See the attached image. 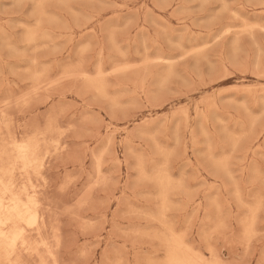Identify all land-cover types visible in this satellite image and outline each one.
<instances>
[{"label": "rangeland", "instance_id": "rangeland-1", "mask_svg": "<svg viewBox=\"0 0 264 264\" xmlns=\"http://www.w3.org/2000/svg\"><path fill=\"white\" fill-rule=\"evenodd\" d=\"M213 1L0 0V127L21 137L58 123L66 136L68 157L46 173L49 201H60L50 203L61 215L63 263L91 264L95 252L94 264H105V252L111 264H157L155 240L176 232L222 264H264V0ZM95 133L89 149L107 139L110 146L103 166L108 187L103 181L88 193L89 162L82 158ZM159 177L168 185L164 192ZM107 197L112 202L104 204Z\"/></svg>", "mask_w": 264, "mask_h": 264}, {"label": "bare ground", "instance_id": "bare-ground-1", "mask_svg": "<svg viewBox=\"0 0 264 264\" xmlns=\"http://www.w3.org/2000/svg\"><path fill=\"white\" fill-rule=\"evenodd\" d=\"M46 1V0H45ZM211 1V0H210ZM213 1V0H212ZM52 2V0H51ZM55 2V1H54ZM214 2V1H213ZM248 2V1H247ZM43 4L46 5V3L42 2ZM215 3V2H214ZM41 4V3H40ZM51 4V3H50ZM36 5V4H35ZM37 6H38V2H37ZM220 6V5H219ZM41 7V6H40ZM45 7V6H44ZM43 7V8H44ZM121 7V6H120ZM124 7V6H123ZM261 7V6H260ZM42 8V7H41ZM40 8V9H41ZM46 8V7H45ZM142 8V7H141ZM264 8V7H263ZM34 9V8H33ZM36 9H39L36 8ZM147 9V8H146ZM227 11V9H225ZM224 11V9H223ZM47 12V11H45ZM236 12V11H235ZM207 13V12H206ZM208 14V13H207ZM42 15V14H41ZM209 15V14H208ZM170 16V15H169ZM60 17V16H59ZM62 17V16H61ZM61 17H60V20H61ZM171 17V16H170ZM36 18V17H35ZM44 18V17H42ZM160 18V17H159ZM173 18V17H172ZM37 19H41L39 17H37ZM48 19V18H47ZM56 18H54L55 20ZM161 19V18H160ZM163 19V18H162ZM161 19V20H162ZM49 20V19H48ZM51 21V19H50ZM164 21V20H162ZM166 21V20H165ZM164 21V22H165ZM37 22V21H36ZM40 22V21H39ZM35 23V25L38 26V23ZM180 22V21H179ZM191 22V23H190ZM189 23L192 25V21H190ZM182 23V22H181ZM253 23V22H252ZM252 23H250L252 25ZM40 24V23H39ZM42 24V22H41ZM167 24V23H166ZM208 25V24H207ZM245 25V24H244ZM250 25V28H252L253 26ZM254 25V28H257L255 27V24L253 23ZM29 26V25H28ZM169 26V25H167ZM184 26V25H183ZM227 26V25H226ZM248 26V25H246ZM257 26V25H256ZM27 27V26H26ZM25 27V28H26ZM30 27V26H29ZM40 27V25H39ZM38 27V29H39ZM185 27V26H184ZM194 26H192L193 28ZM225 27V26H224ZM230 27V26H229ZM241 27V26H239ZM260 27V26H259ZM171 28V27H169ZM232 28V26H231ZM242 28H244L242 26ZM249 28V27H248ZM253 28V29H254ZM27 29V28H26ZM31 29V28H30ZM36 29V28H34ZM38 29H36L38 32H40ZM42 29V28H41ZM165 29V28H164ZM167 29V28H166ZM165 29V30H166ZM175 29V28H174ZM222 29V28H221ZM229 29V28H228ZM234 29V28H232ZM231 29V30H232ZM239 29V28H237ZM168 30V29H167ZM171 29H169L168 31H170ZM182 30V29H181ZM184 30H187V27L186 28H183V31ZM223 30V29H222ZM227 30V29H226ZM236 29H234L233 31H235ZM246 30V29H245ZM4 31V30H3ZM36 31V32H37ZM46 31V29H45ZM94 31V30H93ZM172 31V30H171ZM180 31V30H179ZM204 31V30H203ZM238 31V30H237ZM241 31V30H240ZM253 31V30H252ZM263 31V30H262ZM31 32V31H30ZM37 32V34H38ZM44 32V31H43ZM188 32V31H187ZM243 32V31H242ZM246 32V31H245ZM95 33V32H94ZM172 33V32H171ZM186 34V31L184 32ZM198 33V32H197ZM217 33V32H216ZM223 33V32H222ZM232 33V32H231ZM234 33V32H233ZM232 33V34H233ZM249 33V32H248ZM28 34V33H27ZM36 34V33H35ZM42 34V32H41ZM96 34V33H95ZM193 34V33H191ZM190 34V35H191ZM202 34V33H201ZM218 34V33H217ZM229 34V32H228ZM227 34V35H228ZM31 35V34H30ZM50 35V34H49ZM155 35V34H154ZM171 35V34H170ZM195 35V34H194ZM203 35V34H202ZM213 35V34H212ZM216 35V34H215ZM29 36V35H28ZM40 36V34H39ZM160 36V35H159ZM172 36V35H171ZM170 36V37H171ZM185 36V35H184ZM193 36V35H192ZM220 36V35H219ZM226 36V35H224ZM38 37V36H37ZM183 37V36H182ZM191 38V36H189ZM200 37V36H199ZM198 37V38H199ZM202 37V36H201ZM214 37V35H213ZM26 38V37H25ZM43 38V37H42ZM45 38V37H44ZM52 38V37H51ZM175 38V37H173ZM184 38V37H183ZM218 38V37H217ZM36 39V38H35ZM47 39V38H46ZM157 39V38H156ZM181 39V38H180ZM193 39V38H192ZM191 39V40H192ZM39 41V38L37 39ZM49 40V39H48ZM53 40V39H51ZM150 40V39H149ZM154 40V39H153ZM169 40V39H168ZM186 40V38H185ZM190 40V41H191ZM199 40V39H198ZM211 40V38H210ZM218 40V39H216ZM220 40V39H219ZM235 40V39H234ZM32 41V40H31ZM35 41V40H34ZM37 41V42H38ZM50 41V40H49ZM127 42L129 40H126ZM155 41V40H154ZM183 41V40H182ZM255 41V40H254ZM27 42V41H25ZM36 42V45H39V43L37 44ZM151 42V40H150ZM206 42V41H205ZM217 42V41H216ZM31 43V42H29ZM33 43V41H32ZM133 43V42H132ZM198 43V42H197ZM200 43V42H199ZM35 44V42H34ZM129 43H127V46H128ZM135 44V43H134ZM151 44V43H149ZM211 44V43H210ZM30 45V44H29ZM133 45V44H132ZM201 45V43L199 44ZM28 46V45H27ZM101 46L103 47L102 43H101ZM160 46V45H159ZM33 47V46H32ZM37 47V46H36ZM184 47V46H183ZM196 47V46H195ZM10 48V47H9ZM202 48V47H201ZM187 49V47H186ZM190 49V48H189ZM206 49L205 47L202 48V50ZM232 49V48H231ZM87 50V49H85ZM198 50V49H197ZM200 50V49H199ZM82 51V50H81ZM101 51V50H100ZM194 51V49H193ZM84 52V51H83ZM122 52V51H121ZM186 52V51H185ZM195 52V51H194ZM192 52V53H194ZM82 53V52H81ZM100 53V52H99ZM85 54V53H84ZM183 55V52L181 53ZM180 54V55H181ZM205 54V53H204ZM101 55V53H100ZM161 55V54H159ZM191 55V54H189ZM187 55V56H189ZM169 56V55H167ZM179 56V55H178ZM205 56V55H203ZM162 57V56H161ZM166 57V56H165ZM165 57H162L163 59ZM185 57V56H184ZM182 57V58H184ZM101 58V57H100ZM99 58V59H100ZM169 58V57H168ZM167 58V59H168ZM177 58V57H176ZM174 59V58H173ZM145 60V59H144ZM172 60V58H171ZM196 60V59H195ZM148 61V60H147ZM162 61V60H161ZM36 62V61H34ZM127 62V61H126ZM141 61H139L138 63H140ZM154 63H156L155 61H153ZM158 63L159 60L157 61ZM169 62V61H168ZM173 63V60L170 61ZM101 63V62H100ZM99 63V65H100ZM121 63V62H119ZM131 63V62H130ZM129 63V65H130ZM146 63V62H145ZM148 63V62H147ZM164 62L162 61V64ZM102 64V63H101ZM108 64V63H107ZM111 64V62H110ZM113 64V63H112ZM144 64V63H143ZM35 65H37V62L35 63ZM139 65V64H138ZM141 65V64H140ZM146 65V64H144ZM165 65V64H164ZM101 66V65H100ZM98 66V68L100 67ZM112 66V65H110ZM121 66V65H120ZM38 66H36L35 68H37ZM102 67V66H101ZM134 67V66H132ZM225 68V66H223ZM29 68V67H28ZM34 68V70H35ZM30 69V68H29ZM32 69V68H31ZM100 69V68H99ZM136 69V68H135ZM174 69V68H173ZM34 70H32L34 72ZM41 70V69H40ZM46 70V69H44ZM43 70V71H44ZM98 70V69H95V71ZM102 70V69H101ZM118 71V68L116 69ZM131 70V69H130ZM37 71V70H36ZM115 71V70H114ZM129 71V70H128ZM174 71V70H173ZM85 72V71H83ZM82 72V73H83ZM104 72H107L106 69L103 71ZM172 72V71H171ZM46 73V72H45ZM81 73V72H80ZM79 73V74H80ZM97 73H99L100 75V72L98 71ZM118 73V72H117ZM105 74V73H104ZM103 74V75H104ZM111 75V73H109ZM107 74V75H109ZM44 75V73H43ZM93 75V73H92ZM95 75V74H94ZM98 75V74H96ZM109 75V76H110ZM262 75V74H260ZM35 76L36 74L34 75V80H35ZM80 77L82 75H79ZM78 76V77H79ZM89 76V75H88ZM108 76V77H109ZM114 76V75H113ZM197 76V75H196ZM263 76V75H262ZM32 77V76H31ZM83 77V76H82ZM85 77V76H84ZM90 77V76H89ZM93 77V76H91ZM38 78V76H37ZM88 78V77H86ZM102 78V77H101ZM262 79H264V76L261 77ZM30 79H33L30 78ZM40 79V78H39ZM72 79V77H71ZM83 79V78H82ZM92 79V78H91ZM171 79V78H170ZM54 80V79H53ZM100 80V78H99ZM104 80V79H103ZM33 81V80H32ZM109 81V80H108ZM140 81V80H138ZM137 81V82H138ZM34 82V81H33ZM143 82V81H142ZM110 83V81H109ZM41 84V83H40ZM111 84V83H110ZM145 84V83H144ZM143 84V85H144ZM115 85V84H114ZM118 85V84H117ZM116 85V86H117ZM122 85V84H121ZM138 85V84H137ZM136 85V86H137ZM143 90H144V87ZM89 86V85H88ZM112 84H111V88H112ZM116 86H113L116 88ZM133 86V85H132ZM140 86V85H139ZM138 86V87H139ZM264 86V85H263ZM44 87V86H43ZM119 87H120V84H119ZM119 91H121L119 88ZM135 87V86H134ZM133 87V88H134ZM236 87V86H235ZM251 87V86H249ZM248 87V88H249ZM257 87V86H256ZM261 87V86H259ZM258 87V88H259ZM33 88V87H32ZM110 88V87H109ZM108 88V89H109ZM140 88V87H139ZM140 88V89H141ZM240 88V87H239ZM243 88V87H242ZM246 88V87H245ZM262 88V87H261ZM38 89V88H37ZM40 90V88H39ZM42 90V89H41ZM98 90V88H97ZM133 90V89H132ZM241 90V89H240ZM261 90V89H260ZM36 91V90H35ZM88 91V90H87ZM113 91H114V88H113ZM118 91V90H117ZM116 89H115V92L117 93ZM239 91V90H238ZM252 91V90H251ZM255 91V90H254ZM29 92V91H28ZM38 92V90H37ZM78 92V91H77ZM134 92H136L134 90ZM142 92V91H141ZM236 92V91H235ZM242 92V90H241ZM262 92V90L260 91ZM133 93V92H132ZM238 93V92H237ZM110 94V93H108ZM112 94V93H111ZM243 94V92L241 93ZM246 94V92H245ZM244 94V95H245ZM30 95V94H28ZM229 95V94H228ZM231 95V94H230ZM248 95V94H246ZM250 95V94H249ZM258 94H256L257 96ZM262 95L261 94V98H262ZM23 96V95H22ZM96 96V95H95ZM138 96V95H137ZM146 96V95H144ZM143 96V98H145ZM208 96V95H207ZM227 95H225L226 97ZM234 96V95H233ZM241 96V95H240ZM253 96V95H251ZM259 96V95H258ZM119 97V96H118ZM204 97V96H203ZM254 97V96H253ZM23 98V97H22ZM206 98V97H205ZM249 98V96L247 97ZM252 98V97H251ZM255 98V97H254ZM257 98V97H256ZM141 99V98H140ZM202 99V97H201ZM233 99V97H232ZM258 99V98H257ZM111 100V99H110ZM235 100V99H234ZM238 100V99H237ZM240 100V99H239ZM238 100V102H239ZM264 100V99H262ZM108 101V100H107ZM119 102V101H118ZM211 102V101H208L207 104ZM237 102V103H238ZM260 102V101H259ZM83 103V102H82ZM149 103V102H148ZM202 103L204 104V102L202 101ZM201 103V105H202ZM247 103V102H246ZM262 103V101L260 102ZM11 104V103H10ZM110 104V103H109ZM198 104V102H197ZM244 104V103H243ZM263 104V103H262ZM195 105V104H194ZM199 105H200V101H199ZM206 105V104H205ZM205 105H204V108H205ZM209 105V104H208ZM261 105V104H260ZM79 106V105H78ZM198 106V105H197ZM262 106V105H261ZM87 107V106H86ZM113 107V106H112ZM154 107V106H153ZM180 107V106H179ZM188 107V106H187ZM259 107V106H258ZM3 108V107H1ZM79 108V107H78ZM115 108H117L115 106ZM194 108V107H193ZM196 108V107H195ZM257 108V107H256ZM84 110H87V109H84ZM180 110V109H178ZM182 110V109H181ZM184 110V109H183ZM196 110V109H195ZM200 110V109H199ZM205 110V109H204ZM208 110V109H207ZM206 110V112H207ZM215 110V109H213ZM217 110V109H216ZM215 110V111H216ZM6 111V110H4ZM212 111V109L210 110ZM209 111V113H210ZM2 112V111H1ZM7 112V111H6ZM84 112L83 110L81 111V113ZM88 112V110L86 111ZM195 112V111H194ZM25 113V112H24ZM180 113V112H179ZM224 113V112H223ZM8 114V112H7ZM96 114V113H95ZM190 114V112H189ZM195 114V113H194ZM207 114V113H206ZM218 114V113H217ZM1 115V113H0ZM12 115V114H11ZM201 115V114H200ZM226 115V114H225ZM10 116V115H9ZM15 116V115H14ZM99 116V115H98ZM199 116V115H198ZM211 116V114H210ZM220 117H224L223 114L222 115H219ZM1 117V116H0ZM7 117V116H6ZM168 117V116H167ZM184 117V116H182ZM189 117V116H188ZM227 117V116H226ZM198 117L196 116V119ZM213 118V117H212ZM219 118V117H218ZM225 118V117H224ZM228 118V117H227ZM235 118V117H234ZM238 118V117H237ZM4 119V118H3ZM10 119V118H9ZM99 119V118H98ZM97 119V120H98ZM102 119V118H101ZM151 119V118H150ZM208 119V118H207ZM210 119V118H209ZM231 119V118H230ZM96 120V121H97ZM100 120V119H99ZM98 120V121H99ZM104 120V119H103ZM145 120V119H144ZM189 120V119H188ZM223 120V119H222ZM233 120V119H232ZM12 121V119H11ZM10 121V122H11ZM25 121V119H24ZM28 120H26L27 122ZM95 121V120H94ZM93 121V122H94ZM95 121V122H96ZM185 121V120H184ZM9 122V123H10ZM13 122V121H12ZM23 122V121H22ZM94 122V123H95ZM111 122V121H110ZM167 122V121H166ZM171 123V121H169ZM203 122H205V120H203ZM216 122V121H215ZM218 122V121H217ZM237 122V121H236ZM6 123V122H5ZM4 123V124H5ZM8 123V122H7ZM29 123V122H27ZM46 123V122H45ZM44 123V124H45ZM92 122H90L91 124ZM153 123V122H151ZM169 123V125H170ZM233 123V122H232ZM18 124V123H17ZM17 124H16V128L17 127ZM20 124V123H19ZM24 124V122L22 123ZM69 124V123H68ZM99 124H100V121H99ZM98 124V125H99ZM106 125V123H104ZM128 124V123H127ZM144 124V123H143ZM148 124V123H146ZM167 124V123H166ZM207 124V123H206ZM205 124V125H206ZM212 124V123H211ZM234 124V123H233ZM29 125V124H28ZM71 125V124H70ZM97 125V124H96ZM95 125V126H96ZM188 126V124H186ZM214 125V124H213ZM228 125V123H227ZM226 125V126H227ZM25 126V125H24ZM31 126V124H30ZM40 126V124L38 125ZM185 126V127H187ZM215 126V125H214ZM14 127H15V124H14ZM21 127V126H20ZM43 127V126H42ZM75 127V125H74ZM113 127V126H111ZM207 128V126H205ZM213 127V126H211ZM4 128V127H3ZM0 127V144L2 143H5L4 145H2V149L0 150V264H68L66 262L63 263L62 259H61V253H60V250H61V246L64 244H62V239H61V224L59 225V219H61V215L58 214V216L54 213V209H57L56 206H53L56 205L54 202H57V204L60 202L59 199L58 200H55L53 199L54 196H52L51 198L53 199V204L51 205L50 201H49V195H48V192H47V189L49 190L48 188V183L50 181H48L47 183V178H46V173L48 171V169H50L51 165H53V162H58L61 161L62 159L64 158H67L68 157V153H69V150L66 148L65 146V143H66V136H65V132H63L62 128L60 127V125L58 123H49L47 124L46 126H44V128L42 129H36L33 131V133L31 134H24L22 135L21 137H18V132L17 133H10L11 131H9L7 128L6 129H3ZM11 128V127H10ZM23 128V127H22ZM29 128V127H28ZM66 128H67V125H66ZM65 128V129H66ZM69 128V127H68ZM85 128V127H84ZM114 128V127H113ZM165 128H167V126H165ZM170 128V127H169ZM188 128V127H187ZM230 128V127H229ZM21 129V128H20ZM32 129V128H31ZM30 129V130H31ZM76 129V127L74 128ZM83 129V128H82ZM107 129V127L105 128ZM192 129L194 130V128L192 127ZM191 129V130H192ZM232 129V128H230ZM235 129V133H236V127L234 128ZM233 129V130H234ZM244 129V127H243ZM246 129V128H245ZM12 130V129H11ZM16 130V129H15ZM72 130V128H71ZM69 130V131H71ZM96 130V129H95ZM99 130V129H97ZM96 130V133L99 135V131ZM116 130V129H115ZM155 130V128H154ZM167 130V129H166ZM165 130V131H166ZM187 130V129H185ZM190 130V129H189ZM13 131V130H12ZM18 131V129H17ZM23 132L27 133L26 130H22ZM90 131V130H89ZM87 129H86V132H89ZM107 131V130H106ZM208 131V129H207ZM15 132V131H14ZM112 132V131H111ZM116 132V131H114ZM113 132V134H114ZM125 132V131H124ZM167 132V131H166ZM243 132V131H242ZM246 132V131H245ZM70 133V132H69ZM91 133V132H90ZM95 133V136H90L87 135V136H90L91 139H88L87 140V143L88 145L85 147L86 150L84 151V157L82 158V161L84 160L85 161V164L87 162H89V172L87 173V177L86 179L87 182L90 181L91 182V186H88L89 190L86 191L88 193H90L97 185H99V183H102L103 181V185H106L107 183H105L106 181H108V179L105 177L104 173H103V166H104V159H105V156H110L111 154H109V142H108V139L105 140L104 144L102 142V144L104 145L103 148H99L97 145L92 149H89V145L96 142L98 140V136L97 134ZM118 133V131L116 132ZM127 133V132H126ZM191 132H189L190 134ZM218 133V131L216 132ZM92 134V133H91ZM112 134V135H113ZM188 134V135H189ZM209 135H214L213 134H210L208 133ZM110 136V133L108 134ZM108 135H104L106 138ZM111 135V137H112ZM127 135V134H126ZM176 135V133H175ZM179 135V133H178ZM193 135V134H192ZM192 135H189V136H192ZM217 135V134H216ZM219 135V134H218ZM150 136V135H149ZM194 136V135H193ZM110 137V143H111V140L112 138ZM132 137V135H131ZM196 137V136H195ZM194 137V139H195ZM104 138V137H102ZM101 138V139H102ZM168 138V137H166ZM174 138V137H173ZM176 138V137H175ZM180 138V137H178ZM209 138V137H208ZM240 138V136L238 137ZM123 139H127V138H123ZM156 139V138H155ZM169 139V138H168ZM192 139V137H191ZM243 139V138H241ZM157 140V139H156ZM177 140V139H176ZM188 140V139H187ZM190 140V139H189ZM197 140V139H195ZM211 140V139H210ZM213 140V139H212ZM217 140H219V138H217ZM170 141V139H169ZM173 141V140H172ZM242 141V140H241ZM125 142H129L130 143V140L127 141L125 140ZM159 143V141H157ZM177 142V141H175ZM192 142V141H191ZM100 143V142H99ZM120 143V142H119ZM125 143V146L127 145ZM167 143V141H166ZM165 143V144H166ZM186 143V141H185ZM194 143V142H193ZM214 144V142H212ZM218 143V142H217ZM97 144V143H96ZM132 144V142L130 143V145ZM155 144V143H154ZM191 144V143H190ZM216 144V143H215ZM239 144V143H238ZM159 145H162V143H160ZM174 145V144H172ZM179 145V143H178ZM196 145V144H195ZM241 145V144H240ZM100 146V144H99ZM140 146V145H139ZM165 146V145H164ZM162 146V147H164ZM168 146V145H167ZM187 146V145H186ZM209 146V145H207ZM217 146V144H216ZM215 146V147H216ZM173 147V146H171ZM195 147V146H194ZM194 147H191L190 145V148H193L195 149ZM211 147V146H210ZM214 147V149H216ZM224 147V146H222ZM237 147V146H236ZM126 148V147H125ZM174 148V147H173ZM206 148V147H205ZM226 148V147H225ZM143 149V148H142ZM229 149V148H228ZM128 149H126V152H127ZM175 150V149H173ZM189 150H192V149H189ZM226 150V149H225ZM224 150V151H225ZM237 150H238V147H237ZM236 150V151H237ZM144 151V150H143ZM172 151V149H171ZM193 151V150H192ZM214 151V150H213ZM220 151V150H219ZM227 151V150H226ZM225 151V152H226ZM235 151V152H236ZM221 152V151H220ZM116 153V152H115ZM167 153V152H166ZM213 153V152H211ZM220 155V153H219ZM235 155V153H234ZM152 156V155H151ZM229 156V155H228ZM71 157V156H69ZM140 157V156H139ZM142 157L143 154H142ZM153 157V156H152ZM164 157V156H163ZM207 157L208 154H207ZM234 157V156H233ZM173 158V157H172ZM115 159L117 160V158L115 157ZM141 159V158H140ZM188 159V158H187ZM230 159V157H229ZM115 160V161H116ZM123 160H125L123 158ZM143 160V159H142ZM160 160H163V159H160ZM172 160V159H171ZM190 160V159H189ZM73 161V160H71ZM111 161V160H110ZM114 161V162H115ZM119 161V160H118ZM136 161V160H135ZM139 161V160H138ZM158 161V160H156ZM191 161V160H190ZM68 162V161H67ZM66 162V163H67ZM74 162V161H73ZM112 162V161H111ZM125 162V161H124ZM144 162V160H143ZM142 162V163H143ZM147 161H145V164H146ZM187 162V161H186ZM231 162V160H230ZM62 163V162H61ZM113 163V162H112ZM140 163V162H139ZM149 163H151L149 161ZM154 163H157V162H154ZM126 164V163H125ZM152 165L150 166H153L154 164L151 163ZM228 164V163H226ZM108 165V164H107ZM112 165V164H111ZM118 165H121V164H118ZM170 165V164H169ZM218 165V164H217ZM81 166L84 167L82 165V162H81ZM146 166V165H144ZM149 166V167H150ZM180 166V165H179ZM120 167V166H119ZM218 167V166H217ZM56 168V167H55ZM54 168V169H55ZM151 168V167H150ZM156 168V167H155ZM110 169V167H109ZM196 169V168H195ZM83 170V169H82ZM145 170V169H144ZM147 170V168H146ZM149 170V169H148ZM121 171V170H120ZM170 171V170H169ZM198 171V170H197ZM109 172V171H108ZM150 172V171H149ZM53 174V172H52ZM121 174V173H120ZM170 174V172H169ZM171 175V174H170ZM108 176V175H106ZM65 177V176H64ZM63 177V178H64ZM62 178V179H63ZM72 178V177H71ZM77 180V179H76ZM159 180V185L160 187L162 188L163 192L165 189H167L168 185L166 183V180H164L162 177H159L158 178ZM63 181V180H62ZM61 181V182H62ZM136 182V181H135ZM63 183V182H62ZM148 183V182H147ZM61 184V183H60ZM59 184V185H60ZM89 185V183H87ZM109 185V184H108ZM179 185V184H178ZM107 186V185H106ZM70 187V186H69ZM108 187V186H107ZM58 189V188H57ZM56 189V190H57ZM105 189V187H104ZM178 189V187H177ZM68 190V189H67ZM87 190V189H86ZM231 190V189H230ZM172 191V190H171ZM67 192V191H66ZM65 192V193H66ZM85 192V193H86ZM56 193V191H55ZM60 191L57 192V194L59 195ZM63 193V194H65ZM54 194V193H53ZM52 194V195H53ZM63 194L61 196H63ZM87 194V193H86ZM156 194V192H155ZM203 195V194H202ZM85 196V194H84ZM88 196V194H87ZM108 196V195H107ZM163 196V199H165V195L164 193L161 195ZM167 196V195H166ZM169 196H170V192H169ZM174 197V196H173ZM55 198V197H54ZM88 198V197H86ZM108 198V197H107ZM106 198V199H107ZM111 198V197H110ZM157 198V197H156ZM105 199V198H104ZM55 200V201H54ZM85 200V199H84ZM113 200V199H112ZM136 200V199H135ZM158 200V199H157ZM188 200V199H187ZM78 201V200H77ZM82 201V200H81ZM86 201V200H85ZM109 201V198L104 201V204L105 202ZM170 201V200H169ZM80 202V201H79ZM79 202H76L77 204L80 205ZM83 202V201H82ZM110 202V201H109ZM108 202V203H109ZM112 202V201H111ZM110 202V203H111ZM110 203L107 205V207L105 208L106 210L104 211L103 213V216H104V221H106V217H107V210H109V207H110ZM171 203V202H169ZM60 204V203H59ZM58 204V205H59ZM76 204V206H77ZM107 204V203H106ZM166 205V203H164ZM168 204V203H167ZM218 204V203H217ZM78 205V206H79ZM87 205V204H86ZM127 205V204H126ZM85 206V205H84ZM60 207V206H59ZM58 207V208H59ZM78 208V207H77ZM83 208V206H82ZM67 209V208H66ZM58 210V209H57ZM171 211V210H170ZM179 211V210H178ZM183 211V210H182ZM126 212V211H125ZM173 212V211H172ZM171 212V213H172ZM176 212V211H175ZM174 212V213H175ZM180 212V211H179ZM223 212V211H222ZM164 213V211H163ZM133 214V213H132ZM60 215V216H59ZM73 215V213H72ZM75 215V214H74ZM167 215V214H166ZM256 215V214H255ZM59 218H57V217ZM175 216V215H174ZM251 216V215H250ZM79 217V216H78ZM81 217V216H80ZM79 217V218H80ZM154 218V217H153ZM163 218V217H162ZM250 217H248L247 219H249ZM76 219V218H75ZM75 219H72V220H75ZM82 219V217H81ZM88 219V218H87ZM91 219V218H90ZM89 219V220H90ZM245 219V218H244ZM253 219V218H252ZM77 220V219H76ZM257 220V218H256ZM81 221V220H80ZM216 220H214L215 222ZM248 221H251V219H249ZM74 222V221H73ZM91 222V221H89ZM149 222V221H148ZM245 222V220H244ZM75 223V222H74ZM87 223V221H86ZM113 223V222H112ZM151 223V222H150ZM216 223V222H215ZM218 223V222H217ZM216 223V224H217ZM220 223V222H219ZM218 223V224H219ZM255 224V222H253ZM227 226V225H226ZM246 226V225H245ZM256 227V224L254 225ZM90 227V226H89ZM221 227V226H220ZM254 227V229H255ZM82 228V226H81ZM215 228V227H214ZM78 229V228H77ZM161 229V228H160ZM216 229V228H215ZM214 229V230H215ZM249 229H250V226L249 224L246 226V230H245V233H248L249 232ZM122 230V229H121ZM124 230H127L124 229ZM252 230V229H251ZM61 231V232H60ZM164 230H162L163 232ZM176 231V230H175ZM173 232V230H172ZM178 232V231H177ZM109 233V232H108ZM127 233V232H126ZM155 233V232H154ZM166 233V232H165ZM176 233V232H175ZM174 232L173 233H168L160 238H157L155 241L157 242L158 241V246H159V249L158 250H154L155 251V254L156 252L158 251L159 253L162 252V257H161V260L159 263L157 264H222L221 263V258L217 257L216 255L212 254V252L210 251L209 252V255L208 258H206L205 254L202 252V251H196V248L191 245L192 244V241L191 242H188L187 241V238L184 237V236H179V235H176ZM243 233V232H242ZM252 233V231H251ZM220 234V233H218ZM151 235V234H150ZM143 236H145L143 234ZM189 235L187 234V237ZM125 237V236H124ZM245 237V236H244ZM94 238V237H93ZM103 238V237H102ZM129 238V237H127ZM126 238H124V241H125ZM138 239V238H137ZM153 239H154V236H153ZM77 240V239H76ZM99 240H101V238H99ZM191 240V239H190ZM245 240V239H244ZM247 240V239H246ZM245 240V241H246ZM250 241V240H249ZM136 243H138L136 241ZM140 243V242H139ZM138 243V244H139ZM191 243V244H189ZM62 244V245H61ZM76 245V244H75ZM85 245V244H84ZM204 245V244H203ZM64 246V245H63ZM83 246V245H82ZM81 246V247H82ZM122 246V245H121ZM134 246V245H133ZM141 246V245H140ZM78 247V246H77ZM85 247V246H84ZM197 247V246H196ZM121 248V247H120ZM119 248V249H120ZM137 248V247H136ZM78 249V248H77ZM80 249V248H79ZM86 249V248H85ZM91 249V248H90ZM117 249V250H119ZM127 249V248H126ZM207 249V248H206ZM129 251V249H127ZM205 250V249H204ZM84 251V249H83ZM89 251V250H88ZM81 251L77 252V253H80ZM118 252V251H117ZM150 252V251H149ZM205 252V251H204ZM86 250H85V253L86 254ZM108 253H112V252H109ZM124 253V252H123ZM154 253V252H153ZM152 253V254H153ZM115 254V253H114ZM158 254V253H157ZM207 254V253H206ZM79 255V254H78ZM87 255V254H86ZM116 255V254H115ZM124 255V254H123ZM113 256V255H112ZM112 256L110 258V255L105 253L104 252V263L105 264H111V261L110 259H112ZM120 257V254L118 255ZM157 256V255H156ZM161 256V255H160ZM82 257H86L85 255H82ZM95 257H96V254L95 252H91L88 256L89 258V261L91 262V264H94L96 263L95 262ZM118 257V258H119ZM115 259V258H114ZM117 259V258H116ZM81 260V259H79ZM84 260V258H83ZM85 262V261H83ZM121 262V261H120ZM119 262V263H120ZM114 264V262H112ZM122 264V262H121ZM125 264V263H123ZM129 264V263H128ZM133 264V263H131ZM152 264H154L152 262Z\"/></svg>", "mask_w": 264, "mask_h": 264}]
</instances>
